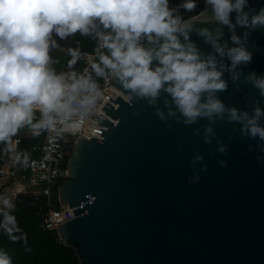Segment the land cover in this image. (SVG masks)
Wrapping results in <instances>:
<instances>
[{
  "label": "clouds",
  "instance_id": "clouds-1",
  "mask_svg": "<svg viewBox=\"0 0 264 264\" xmlns=\"http://www.w3.org/2000/svg\"><path fill=\"white\" fill-rule=\"evenodd\" d=\"M258 31H264V3L256 7L251 0H202V6L200 0H0V153L13 165L22 156L26 161V150L18 147L21 129L36 137L73 114L84 115L103 91L99 78L118 83L130 107L144 102L153 108L168 128L169 120L187 127L206 121L193 135L215 142L224 156L228 145L215 125H232L242 140L257 141L248 149L264 164V73L245 71ZM77 34L93 42L90 53L79 41L76 47L60 43ZM57 50L70 57L67 70L54 67ZM80 60L85 66L77 71ZM230 86L242 93L244 108L221 98ZM203 161L199 152L190 157L188 183L199 182ZM219 163L228 167L227 160ZM15 207L0 194V230L12 242L27 243ZM0 264H12L6 252Z\"/></svg>",
  "mask_w": 264,
  "mask_h": 264
},
{
  "label": "water",
  "instance_id": "water-1",
  "mask_svg": "<svg viewBox=\"0 0 264 264\" xmlns=\"http://www.w3.org/2000/svg\"><path fill=\"white\" fill-rule=\"evenodd\" d=\"M251 39L256 47L245 71L264 73V31ZM118 89L106 83L67 155L59 243L82 264H264V164L248 149L257 141L217 122L224 156L215 142L193 135L206 121L187 127L169 120L168 128L146 103L130 107ZM221 98L246 106L231 86ZM197 152L201 179L190 184ZM203 165L207 171L199 172Z\"/></svg>",
  "mask_w": 264,
  "mask_h": 264
},
{
  "label": "built area",
  "instance_id": "built-area-1",
  "mask_svg": "<svg viewBox=\"0 0 264 264\" xmlns=\"http://www.w3.org/2000/svg\"><path fill=\"white\" fill-rule=\"evenodd\" d=\"M77 41L79 40L74 39L72 41V47L77 46ZM81 49L84 52H91L84 50L82 47ZM68 59H70V57L66 55L58 71L67 70L66 62ZM84 66V61L80 60L75 68L77 71H82ZM97 80L100 88L103 89L107 82L99 78H97ZM99 94L100 93L96 94L94 102L89 106V111L87 113L82 116L80 114H73L65 121L63 126L58 123L55 131H45L42 142L31 148L37 153L28 157L26 161L21 160V163L13 165L6 156L0 153V194L5 192V183L7 180H25L30 187L31 193L43 198V226L47 230L55 231L58 227L61 206L58 197V187L65 177L66 158L72 143L76 137L80 135L86 117ZM37 117H39V113H37ZM65 128H70L75 132V135H67ZM2 147L3 146H0V149H2ZM21 188L22 185L20 181L15 182L12 195L21 190ZM58 238L59 236L56 234L57 241Z\"/></svg>",
  "mask_w": 264,
  "mask_h": 264
},
{
  "label": "trees",
  "instance_id": "trees-1",
  "mask_svg": "<svg viewBox=\"0 0 264 264\" xmlns=\"http://www.w3.org/2000/svg\"><path fill=\"white\" fill-rule=\"evenodd\" d=\"M178 2L179 0H173V3ZM74 39L80 41L81 47L84 50L92 51L93 42L87 38L80 37L79 34L60 43L72 46ZM52 55L54 58H59V63L54 65L55 68H58L66 55L58 50L54 51ZM27 132V128L21 129L18 147L20 150H26L28 158L37 153L31 148L42 142L44 132L36 137L28 135ZM21 160H24L23 156ZM21 180L23 179L7 180L5 183L6 189L3 194L10 196L15 202L14 214L21 229L27 234V243L23 241L12 242L0 230V252H6L12 260V264H82L78 262L75 253L70 247L63 246L56 240V232L54 230L44 228L43 198L41 196L32 194L27 184L23 185L21 190L12 195L15 182L20 181L21 183Z\"/></svg>",
  "mask_w": 264,
  "mask_h": 264
},
{
  "label": "rangeland",
  "instance_id": "rangeland-1",
  "mask_svg": "<svg viewBox=\"0 0 264 264\" xmlns=\"http://www.w3.org/2000/svg\"><path fill=\"white\" fill-rule=\"evenodd\" d=\"M21 181H22L21 182L22 183V186L25 185V184H27V182L25 180H21Z\"/></svg>",
  "mask_w": 264,
  "mask_h": 264
},
{
  "label": "crops",
  "instance_id": "crops-1",
  "mask_svg": "<svg viewBox=\"0 0 264 264\" xmlns=\"http://www.w3.org/2000/svg\"><path fill=\"white\" fill-rule=\"evenodd\" d=\"M64 53V52H63ZM65 54V53H64ZM66 55V54H65ZM60 66H61V64L59 65V67L58 68H56V70L58 71V69L60 68ZM0 146H2V145H0Z\"/></svg>",
  "mask_w": 264,
  "mask_h": 264
}]
</instances>
